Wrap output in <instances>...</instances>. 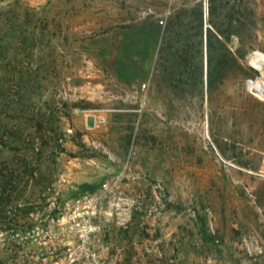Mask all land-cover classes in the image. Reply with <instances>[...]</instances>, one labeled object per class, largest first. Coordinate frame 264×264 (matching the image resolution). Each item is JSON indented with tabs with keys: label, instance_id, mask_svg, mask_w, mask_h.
I'll return each instance as SVG.
<instances>
[{
	"label": "rangeland",
	"instance_id": "rangeland-1",
	"mask_svg": "<svg viewBox=\"0 0 264 264\" xmlns=\"http://www.w3.org/2000/svg\"><path fill=\"white\" fill-rule=\"evenodd\" d=\"M256 51L264 0H0V264H264Z\"/></svg>",
	"mask_w": 264,
	"mask_h": 264
},
{
	"label": "bare ground",
	"instance_id": "bare-ground-1",
	"mask_svg": "<svg viewBox=\"0 0 264 264\" xmlns=\"http://www.w3.org/2000/svg\"><path fill=\"white\" fill-rule=\"evenodd\" d=\"M250 62L254 67L258 68L259 70L261 69L262 72V70H264V53L256 51L253 54ZM248 88L260 98H264V78H259L257 80L248 82ZM206 135L208 138H211L208 128Z\"/></svg>",
	"mask_w": 264,
	"mask_h": 264
},
{
	"label": "water",
	"instance_id": "water-1",
	"mask_svg": "<svg viewBox=\"0 0 264 264\" xmlns=\"http://www.w3.org/2000/svg\"><path fill=\"white\" fill-rule=\"evenodd\" d=\"M206 15H207V12H206ZM207 69H208V66H207V38L205 36V82H206V85H207V73H208ZM209 140L211 141V143H212L214 149L216 150L217 154L221 157L220 152L218 151L217 147L212 142L211 138H209Z\"/></svg>",
	"mask_w": 264,
	"mask_h": 264
},
{
	"label": "built area",
	"instance_id": "built-area-1",
	"mask_svg": "<svg viewBox=\"0 0 264 264\" xmlns=\"http://www.w3.org/2000/svg\"><path fill=\"white\" fill-rule=\"evenodd\" d=\"M29 232H31L30 230H29ZM43 232H47V233H49V231H43ZM20 235V234H19Z\"/></svg>",
	"mask_w": 264,
	"mask_h": 264
},
{
	"label": "trees",
	"instance_id": "trees-1",
	"mask_svg": "<svg viewBox=\"0 0 264 264\" xmlns=\"http://www.w3.org/2000/svg\"><path fill=\"white\" fill-rule=\"evenodd\" d=\"M14 79H15V77H14Z\"/></svg>",
	"mask_w": 264,
	"mask_h": 264
}]
</instances>
